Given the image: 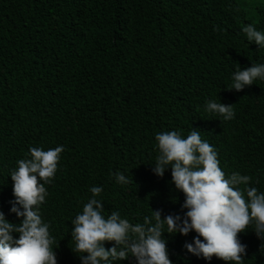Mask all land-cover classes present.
Masks as SVG:
<instances>
[{"label": "trees", "instance_id": "trees-1", "mask_svg": "<svg viewBox=\"0 0 264 264\" xmlns=\"http://www.w3.org/2000/svg\"><path fill=\"white\" fill-rule=\"evenodd\" d=\"M247 24L264 32V0H0V211L6 219H22L10 211L17 161L31 158L32 147L61 145L39 206L55 238L57 264H83L72 249L71 221L94 186L103 189L95 198L103 201L105 219L117 211L143 223L153 209L183 216L185 194L172 182L171 167L163 177L153 172L156 134L173 130L183 138L199 130L226 178L250 176L238 186L245 199L247 187L264 193V80L241 91L227 88L238 68L264 64V48L242 31ZM209 100L233 104L234 118L208 113ZM121 172L132 182L117 183L113 174ZM253 228L238 234L247 245L244 264H264V240ZM163 235L173 264H235L188 252L184 245L194 242L195 230ZM113 264L136 261L129 254Z\"/></svg>", "mask_w": 264, "mask_h": 264}, {"label": "clouds", "instance_id": "clouds-1", "mask_svg": "<svg viewBox=\"0 0 264 264\" xmlns=\"http://www.w3.org/2000/svg\"><path fill=\"white\" fill-rule=\"evenodd\" d=\"M242 31L250 42L264 48V32L254 24L245 25ZM257 79L264 80V64L238 68L233 73V83L227 88L241 91ZM205 110L224 121L235 116L233 104L214 100L206 102ZM155 139L159 154L153 172L163 177L171 167L172 182L185 194L182 208L188 211L183 216H162V209H153L152 216H145L143 223L136 224L121 218L117 211L105 219L103 201L95 198L103 189L94 186L90 189L92 198L71 221L73 251L80 254L83 264H113L128 260L129 254L136 264H173L163 234L187 236L195 230L198 235L194 242L184 245L188 252L209 261L215 256L244 264L247 245L241 243L238 234L253 224L257 236L264 240V193L247 187L245 199L238 186L247 185L251 177L233 173L226 178L217 152L202 140L197 129L193 128L186 138L173 130L157 133ZM63 151L62 145L47 151L32 147L31 158L17 161L18 167L10 174L15 197L10 201V211L22 219L14 224L0 211V264H57L56 252L51 247L55 238L50 235L49 224L42 220L39 206L45 202L48 195L45 185L55 177ZM113 175L117 183L132 182L122 172ZM14 232L19 233L18 239L13 236ZM106 241L115 244L109 249L105 247Z\"/></svg>", "mask_w": 264, "mask_h": 264}]
</instances>
